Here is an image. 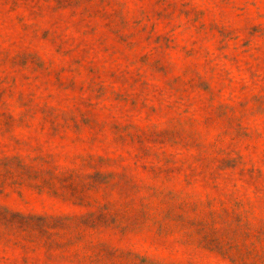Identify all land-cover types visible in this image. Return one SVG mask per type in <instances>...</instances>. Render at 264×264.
Wrapping results in <instances>:
<instances>
[{"label":"rangeland","instance_id":"rangeland-1","mask_svg":"<svg viewBox=\"0 0 264 264\" xmlns=\"http://www.w3.org/2000/svg\"><path fill=\"white\" fill-rule=\"evenodd\" d=\"M0 264H264V0H0Z\"/></svg>","mask_w":264,"mask_h":264}]
</instances>
